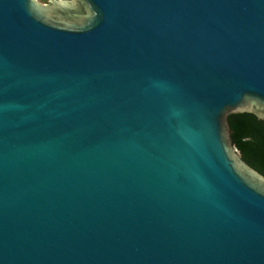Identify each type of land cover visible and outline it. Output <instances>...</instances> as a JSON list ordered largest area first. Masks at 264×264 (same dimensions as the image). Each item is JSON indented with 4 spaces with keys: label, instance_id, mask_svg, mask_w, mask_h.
Returning <instances> with one entry per match:
<instances>
[{
    "label": "water",
    "instance_id": "water-1",
    "mask_svg": "<svg viewBox=\"0 0 264 264\" xmlns=\"http://www.w3.org/2000/svg\"><path fill=\"white\" fill-rule=\"evenodd\" d=\"M264 0H0V264H264Z\"/></svg>",
    "mask_w": 264,
    "mask_h": 264
},
{
    "label": "trees",
    "instance_id": "trees-1",
    "mask_svg": "<svg viewBox=\"0 0 264 264\" xmlns=\"http://www.w3.org/2000/svg\"><path fill=\"white\" fill-rule=\"evenodd\" d=\"M228 123L242 159L264 175V120L243 112L229 114Z\"/></svg>",
    "mask_w": 264,
    "mask_h": 264
},
{
    "label": "rangeland",
    "instance_id": "rangeland-1",
    "mask_svg": "<svg viewBox=\"0 0 264 264\" xmlns=\"http://www.w3.org/2000/svg\"><path fill=\"white\" fill-rule=\"evenodd\" d=\"M38 1H40V2H47L48 0H38Z\"/></svg>",
    "mask_w": 264,
    "mask_h": 264
}]
</instances>
